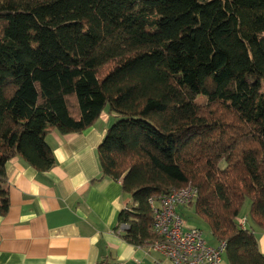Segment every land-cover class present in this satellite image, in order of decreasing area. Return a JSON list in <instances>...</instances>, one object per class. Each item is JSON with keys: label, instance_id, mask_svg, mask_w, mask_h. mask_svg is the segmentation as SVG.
Returning a JSON list of instances; mask_svg holds the SVG:
<instances>
[{"label": "trees", "instance_id": "1", "mask_svg": "<svg viewBox=\"0 0 264 264\" xmlns=\"http://www.w3.org/2000/svg\"><path fill=\"white\" fill-rule=\"evenodd\" d=\"M105 109L99 179L131 197L125 240L153 246L151 199L191 184L228 263L264 264V0H0V215L7 162L50 170L48 130Z\"/></svg>", "mask_w": 264, "mask_h": 264}, {"label": "crops", "instance_id": "2", "mask_svg": "<svg viewBox=\"0 0 264 264\" xmlns=\"http://www.w3.org/2000/svg\"><path fill=\"white\" fill-rule=\"evenodd\" d=\"M106 110L83 132L48 130L56 159L50 170L39 172L20 156L7 162L10 207L0 215V264H172L155 247L123 237L119 214L131 197L120 181L99 179L97 149L115 118ZM256 235L264 253V231Z\"/></svg>", "mask_w": 264, "mask_h": 264}, {"label": "built area", "instance_id": "3", "mask_svg": "<svg viewBox=\"0 0 264 264\" xmlns=\"http://www.w3.org/2000/svg\"><path fill=\"white\" fill-rule=\"evenodd\" d=\"M198 189L188 185L174 189L158 202L151 199L154 208V228L160 237L153 247L164 253L172 264H223L225 243L213 245L205 239L202 229L188 227L178 212L196 200ZM239 223L246 225L240 217Z\"/></svg>", "mask_w": 264, "mask_h": 264}, {"label": "rangeland", "instance_id": "4", "mask_svg": "<svg viewBox=\"0 0 264 264\" xmlns=\"http://www.w3.org/2000/svg\"><path fill=\"white\" fill-rule=\"evenodd\" d=\"M108 111V109L106 110ZM185 206L182 209V207H179L178 212H180V214H182L183 218L186 221V224L190 225V226H196L200 229H202L203 234L205 239L208 241V243H214V238L212 236L210 227L208 226V224H206L203 219H201L195 212L194 209L192 207ZM249 208H250V202L247 200L242 208V212L241 215L243 218H245V216H247L249 218V222L250 223V212H249Z\"/></svg>", "mask_w": 264, "mask_h": 264}]
</instances>
